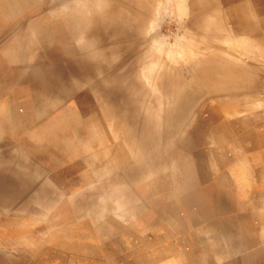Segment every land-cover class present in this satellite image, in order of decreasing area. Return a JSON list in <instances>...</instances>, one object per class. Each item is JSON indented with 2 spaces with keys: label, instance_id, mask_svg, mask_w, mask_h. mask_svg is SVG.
<instances>
[{
  "label": "rangeland",
  "instance_id": "374dc122",
  "mask_svg": "<svg viewBox=\"0 0 264 264\" xmlns=\"http://www.w3.org/2000/svg\"><path fill=\"white\" fill-rule=\"evenodd\" d=\"M24 1L23 6H16L17 11L19 9L21 10L20 12H15L16 9H14L11 15H8L6 9L8 7V9L11 8L8 6L6 9L2 8L4 11L0 13V52L1 54L3 53L5 62V58L8 60L6 66L8 70L2 78L9 77L12 74L14 76L18 75L20 68L23 71L29 69L27 71L35 74L36 70H31L34 62H36L33 56L31 65L27 62L25 66H22L23 56L17 54L9 56L8 53L17 47L25 31L33 27L31 25L38 28L41 26V30L52 31L50 33L56 34L52 39L53 43L51 44L53 45H48L51 41L44 42L49 47L47 50L51 52L48 57L49 61H45V63H51L53 68H49V70H53V74L59 70H62V73H70L72 71L75 73L77 70L82 74L83 78L80 82H73L75 89L71 97L66 101V105L69 108L68 111L76 110L79 102L82 101L85 106L90 108L91 115L87 111L90 119L94 117V114L101 107L98 95L107 93L113 97L116 93V97H119V94L124 90L121 80H125L128 85H133V89L136 81L146 87V84L136 77L140 68L139 62L141 61L140 63H142L143 60L148 59L147 57L153 56V51L159 47L158 42L155 41L158 40L160 34L164 35L167 46H171L174 42L173 36L176 31L179 32V25L166 17L169 16L170 10L165 8L155 11L154 7L148 16L149 21L154 20L150 30L132 28L129 32L126 30L127 34H121L117 37L115 34L116 19L104 21L98 19L92 22L91 29L89 27L88 42L86 40L84 42L80 39V36L76 35L77 27L73 23V18H71L73 15H77V5L69 4L74 7V11L70 15L69 12H63L64 9L61 3L65 0ZM236 1L243 3V0ZM253 1L256 6L255 10L262 14V22H260L259 18L261 16L251 17L250 21L254 24L256 19H258L257 21L260 23L256 24L259 26V31L257 32L260 37L264 38V0ZM12 5L15 6L17 4L14 2ZM129 5L131 4H124V6L120 5L118 7L123 13L135 10L134 4L131 5L132 10L128 8ZM144 25L146 27V23ZM152 31H155V33ZM150 42L152 47H150ZM66 45L71 47L68 49L70 52L66 51ZM103 48H106L108 55L102 52ZM36 49L32 48V52H35ZM116 53L119 58H116ZM35 54V59L39 60L41 58V56L38 57L40 52L37 51ZM83 58H93L95 60H90V64L80 65L85 60H82ZM39 62L45 65L43 61ZM101 67L103 71L100 70ZM258 73V75L264 77V69H258ZM108 74L112 75L113 78L115 77L114 79L108 77L110 83L104 81L105 75ZM132 78H135L134 84ZM93 83L97 84V88H99L95 90L96 93L90 87ZM132 93H134V90H132ZM27 96L25 95V98ZM133 96L137 100L138 95L135 94ZM6 97L7 93L3 94L1 99L5 100ZM137 105L134 108L138 114L139 108ZM122 106L125 105L122 104ZM210 106V101L205 103L197 102V106H194V108L200 109L201 123L199 128L204 132L203 137L200 136L199 140H190L188 137L183 138L184 141L188 140L187 142L192 145L199 162L202 163L198 167L201 171L200 169L199 171L198 169H192L189 172V168L187 169L186 166L187 161H184V166L189 174L188 172H181L180 174H182L181 178L183 181L184 179L188 180L189 185L181 181L182 179L179 177L180 181L178 180V183L182 195L180 194L176 198H171L167 190L158 188L159 184H157L156 189L154 188L156 185L155 181H157L156 179L160 174L158 173L159 162H162L160 161L161 159H158L160 158L159 156L167 153L165 155L171 158L170 156L177 154V151H179L178 146L176 148L173 146L174 149L172 148V142L169 138L171 136L174 142L177 141L176 130L172 132L170 130L177 128L185 120L181 122L174 121L164 125L160 123L159 119L151 116L145 118L142 114L137 115L138 126L142 129L141 125L144 122L148 130L147 132L142 129L144 137H146L150 146L151 161L147 160L150 164L147 165L146 160L141 164L142 162H138L136 156L133 155L135 158H132L131 163L124 167L113 166L110 171L102 162L97 161L98 158L94 156L95 153L102 149V142L99 137H93L92 131L89 130L90 124L88 119H86L87 115L84 117L77 113L74 118L76 129L70 123L64 121L67 124L64 128L55 127L50 132L42 130L43 126V128H46L45 126L51 122L54 123V121L58 120L57 124H60V113L63 111L59 109L50 111L51 113L48 112L37 119L31 118L32 124L27 125L23 131L17 132L18 134L16 133V135L9 134V138L5 132H2L4 130L0 131V137L4 136L0 142V175H2L0 176V264H168L169 260L176 255H181L182 258L186 256L187 259L190 257V264H203L199 256L206 251H208L209 257L204 261V264H264V233L262 232L264 227V206H262L264 205V118L254 126L246 125L243 121V116H239L242 118L240 120L239 117L230 118V116L224 114L215 115L211 112ZM192 112L188 116H191ZM204 117H206V120ZM212 119L215 120L213 121ZM227 122L228 124H226ZM242 122L245 124L246 127H244L247 131L244 133L243 142L238 144L239 138L233 139V137L229 141L227 140V143L218 142V137L221 134L229 132ZM217 127L220 129V134L215 135V137L210 136V130L217 129ZM30 133L33 136H30ZM36 134L41 136H36ZM70 140L73 141V147L71 146L73 152L68 149ZM19 146L33 148L37 154H34L33 158L36 160L37 169H40L41 172L35 170L33 166H31L33 169L24 167H29L30 164H33V158L21 155ZM61 147L64 148L62 149ZM74 149L77 151H74ZM170 149L173 151L177 150V153L175 151L170 152ZM225 155L229 157L224 158ZM244 157L245 160H243ZM205 158V162L209 160L208 163L206 162L207 164L203 162ZM218 160L219 164L216 163ZM220 160H222L221 163ZM242 163L245 164L247 170L248 168L250 169L246 170L247 173L246 171L244 173ZM191 173L194 174L191 176ZM242 173L245 174V186L243 193L238 198L236 193L232 196L231 192L228 191L234 190L233 177L241 178ZM193 176L196 180L191 183V180L194 179ZM122 177H127L129 183L122 185L119 181ZM49 178H54L59 183V187L50 185ZM135 178L136 180H134ZM190 178L191 184L189 183ZM11 182L14 183L13 187ZM172 185L173 183L170 184V188H173ZM4 186H7V189ZM1 187L3 188L1 189ZM3 189L5 191H2ZM63 190H67V192L64 193ZM255 191L257 192L255 193ZM8 192L10 193L9 196H7ZM14 193L16 194L14 195ZM109 193L114 195L110 196ZM184 193L187 195H184ZM12 195L13 197H11ZM244 195L246 196L244 197ZM8 197H10L9 201ZM115 199L120 204H116ZM145 200L152 207H149ZM121 201L123 205H121ZM31 204L35 205V207L32 206L31 208H35L33 210L37 211L34 212L30 208ZM117 205L119 207L121 205L122 208ZM167 206L168 208H166ZM169 210L176 212L178 219L171 216V211ZM194 212H198L197 215ZM30 215L32 217L36 215L39 221L34 220ZM192 215L198 216V219H194V222H191L194 218ZM20 216L22 219L29 221V223H14L13 221L20 218ZM201 217L208 219L203 221V219H199ZM43 218L46 219L45 222ZM233 218H237L238 223L242 218L248 221L250 231L253 232L251 235H255V237L253 236V238L251 235H235V230L231 227ZM192 223L197 224H193V226ZM208 223L217 227L219 233L215 232L217 235H210V237H208L209 235H203L204 238H202V227ZM229 224L230 226H228ZM194 231L196 234H194ZM197 233H200L199 240L202 243L201 241L199 242ZM247 237L256 241L249 243L251 239L248 240ZM197 240L200 244H198ZM251 243L255 244L251 245ZM182 251L183 253H181ZM218 253H223L224 259L215 257ZM173 260L174 264H180L175 257H173ZM182 261L183 264H188L185 259H182Z\"/></svg>",
  "mask_w": 264,
  "mask_h": 264
},
{
  "label": "bare ground",
  "instance_id": "6f19581e",
  "mask_svg": "<svg viewBox=\"0 0 264 264\" xmlns=\"http://www.w3.org/2000/svg\"><path fill=\"white\" fill-rule=\"evenodd\" d=\"M14 2L17 5L15 6L12 5ZM24 3H25L24 0H0V13L4 11V9L2 10V8L6 9V7L10 6L11 7L10 9H8L9 7L7 8L8 10L6 9V13H8V15H11V12L14 9H16V6L21 7L23 6ZM70 3L77 5V11H78L77 15H73L71 18H73L72 19L73 23L77 27L76 35L80 36V39H82L84 42L85 40L88 42L89 35H90L89 27L91 29L92 22L98 19L100 20L102 19V21L116 19L115 34L117 35V37L120 36L121 34H127L126 32L127 31L129 32V30L132 28H138V29H143V30L146 29L148 31L150 30V27L153 26L154 24V20L149 21V17H148L150 14L149 12L154 7H155V11L168 8L167 10H170V14H168L169 16H166V17H168L170 21H174L177 25H179V29H178L179 32L176 31L175 35L173 36L174 42L171 46H167V42H166L164 35L160 34L158 40L155 41V42H158L159 47L155 48V51H153L154 52L153 56L147 57L148 59L143 60L142 63H140L141 61L139 62L140 68L138 67L139 69H138L136 77L142 83H145L146 87H144V85L142 84H138V81H136L134 84L135 78H132L134 89H133V85H128V83L125 80H121V82H123L124 90H122L121 94H119V97L118 98L116 97V93L114 94L113 97L112 95H109L107 93L101 94L100 96L98 95V99L100 100L101 107L98 111L96 110L97 113H95L94 117L90 119V117L87 115V111L90 114V111H89L90 108L85 106L82 103V101L79 102L76 110L68 111L69 108L66 105V101L71 97L75 89L74 83H78L82 80L83 78L82 74L77 70L75 71V73H73V71L70 73L68 72L62 73V70H59L58 72H55L53 74L54 71L49 70V68H53L51 63L49 62L45 63V61H49L48 57H49V54H51V52L47 50V48L49 47L45 45L47 43L44 44V42L51 41L50 44L48 43V45H53L51 44L53 43L52 39L53 37H55L56 34L50 33L52 31H49V30H41L42 28L40 29L41 27L40 25H38L40 26L39 28L35 27L34 25H31L33 27L29 28L28 30H26L27 29L26 28L25 29L26 31L24 30L26 34L24 33L21 42L17 45L15 49L10 51L8 55L13 56L17 54V55L23 56L22 66H25L27 62H29V65H31L33 63L32 62L33 61L32 56H33L34 61L36 60V62H34V66H32L31 70H36L35 74H33L31 71H27L29 69H26L23 71L20 68L18 75L14 76L12 74L9 77L2 78V76L7 73L6 71L8 70V68L6 66L8 64V60L7 58H5L6 59V62H5L3 58V53L1 54L0 52V131L4 130L2 132H5L8 138H9V134L16 135L17 132L20 133L21 130L23 131V129L27 125L32 124L31 118L33 117L34 119L40 118L44 114H47L50 111H57L61 109L60 111H63L65 113L63 112L60 113V119H59L60 124H57V121H58L57 120V121H54V123L51 122L49 125H46L45 126L46 128H43L44 127L43 126L42 130L44 129L43 130L44 132H47V131L50 132L55 127L64 128L67 126L65 122L70 123V125L75 128L74 118L77 116V113L84 117L87 115L86 119H88V122L90 124L89 130L92 131L93 137L94 136L99 137L102 142V149L98 153H95L94 156L98 158L97 161L102 162V164L105 167L109 168V171H110L111 170L110 168L113 166L124 167L128 165L129 163L132 162V158L133 159L135 158L134 156H136V159H138V162L139 161L142 162L141 164H143L145 160L146 161L150 160V157H151L150 146H149L148 141L146 140V137H144V132H143V130H146L147 132L148 130L144 122L141 125L143 130L138 126V123L136 121L137 115L142 114L144 115L143 117L145 118H149V116H151L152 118L159 119L160 123H163L164 125H167L174 121L181 122L185 120L178 126L179 128L177 127V128H173L170 130V132L175 131V130L177 131V132L175 131L176 136H177L176 142H174L171 136L169 138L172 142V148L174 149V147L176 148L178 146L179 151L176 150L178 152L177 153L174 150L175 153H177L175 155L173 153H169L171 155L173 154V156H170L171 158L165 155L167 153L163 154V156H159L160 158L158 159H161L160 161L162 162H159L160 165H159L158 173L160 174L158 175V178L156 179L157 181H155L156 185L154 188L156 189L157 184H159L160 187L158 186V188L167 190L171 198H176V197H179L181 194L180 188H179L180 186L178 183L180 181L179 179L182 176V174L180 173L188 172L187 171L188 168H189L188 169L189 172L192 169L197 170L201 163L199 162V158L195 154L194 149L192 148V145L187 142L188 140H185L187 142L186 143L183 138V137H188L190 140H194V139H198L200 136L203 137L204 132L199 128L200 123H201V116H200L201 114L199 112L200 109L194 108V106L195 107L197 106V102L205 103L207 101H210L211 106L209 108L212 110L211 112H213L215 115L224 114V115L230 116V118L243 116L242 118H243L244 123H246V125L248 124V125L254 126L258 122H260L262 118H264V77L261 75H258L259 74L258 69H261V68L264 69V38L260 37L259 33L257 32L259 31L258 30L259 26L256 25L257 23L262 22L261 21L262 14L255 10L256 6L254 5L253 0H243V3L237 2L236 0H65L64 2L61 3L64 9L63 12L64 13L69 12L71 15L74 11V7L69 5ZM124 4H131V5L134 4L135 10L126 11L125 13L121 12L118 6L120 5L124 6ZM131 5H129L128 8L132 10ZM20 11L21 10L18 9L17 11L16 9L15 12H20ZM257 16H261L259 17L260 22L257 21L258 19H256V22L253 24L252 21H250V18L251 17L256 18ZM263 22H264V19H263ZM145 23H146V27L144 25ZM152 32L155 33V31H152ZM66 47L65 48L67 50L66 49L65 50L70 52L68 50L70 46L66 45ZM150 47H152V44ZM32 48L33 49L37 48V49L35 50V52H32ZM72 49L70 50L73 51ZM37 51L40 52L38 57L41 56L39 60L35 59L36 58L35 53ZM102 52L108 55L106 53V48H103ZM116 56H117V53H116ZM85 58H83L82 60H84ZM116 58H119V57L117 56ZM90 60L94 61L95 59L93 58L85 59L83 63H81L80 65H85V63L90 64ZM39 61L41 62L43 61L45 65L40 64ZM46 65H49L50 67ZM102 69L103 68L101 67L100 70L103 71ZM108 77L111 79L115 78V77L113 78V76L110 74L105 75V78L104 77L103 78H104V81H106L107 83H110V79ZM55 83L57 84V86ZM90 87L94 89V93H96L95 90L99 89L97 88V84L95 83L91 84ZM93 89H92V92H93ZM132 90H134V93H132ZM6 93H7V97L5 98V100H2L1 97L3 96V94H6ZM87 93H88V90H87ZM135 94L138 95L137 100L133 96ZM25 95H28L27 98H25ZM122 104H124L125 106H122ZM136 104H138L137 106L139 108L138 114L136 113V110L134 108ZM191 112H192L191 116H188V114ZM242 118H240V120H242ZM204 119L206 120V117H204ZM244 123L242 122L240 123L239 126L233 128L229 132L221 134L220 137H218V142L227 143V140L229 141V139H231L232 137L233 139L239 138L238 144H240V142H243L244 133L247 132L245 129L246 126ZM226 124H228V122ZM219 130H220L219 127H217V129L215 128L211 129L209 132L210 136L215 137V135L220 134ZM30 136H33V135L30 133ZM36 136H41V135L36 134ZM3 138L4 136L0 137V142ZM181 138L183 139V141ZM79 139L81 138L79 137ZM41 141H42V138H41ZM208 142L206 141V143ZM59 144H61V142H59ZM189 144L191 145V147ZM71 146L73 147L72 140L68 142V149H71ZM201 149L203 150V148ZM19 151H20V154L23 155L24 157L30 156L31 158H33L34 154L37 155L34 152L33 148H29L26 146H19ZM74 151H77V150L74 149ZM171 151L173 150L170 149V152ZM227 156L225 155L224 158ZM185 160L187 161V164H186L187 169L184 166ZM205 160L206 158L203 160V162H205ZM243 160H245V157ZM59 161H62V160H59ZM148 161L146 162L147 165L150 164ZM221 161L222 160H220V163ZM206 162L205 164H207L209 160L207 163ZM216 163L219 164V160ZM31 166L35 167V170L41 172L40 169H37L35 158H33V164H30L29 167L28 166H24V167L33 169ZM248 167H249V163H248ZM242 168L245 173L247 169L244 163H242ZM215 169L217 168L215 167ZM35 170H33V172H35ZM248 170L250 169L248 168ZM244 173L241 174V178L233 177L234 190L228 191V192H231L232 196H234L236 193L237 197L239 198L240 195L243 193L244 186H245V180H244L245 174ZM192 174L194 173H191V176ZM208 177H209V174H208ZM226 177L228 176L226 175ZM134 180H136V178ZM190 180L191 178L189 179V183H190ZM193 180H196V178L194 177V179L191 180L192 181L191 183H194ZM119 181L122 185L129 183V180L127 177H122L119 179ZM181 181H183V179ZM187 181L184 179L183 182H186L187 185H189ZM49 183L53 187H59V183L54 178H51ZM171 183H173L172 185L173 188H170ZM13 184L14 183L11 182V186ZM193 185H196V184H193ZM2 188L3 187H1V189ZM5 188L7 189V186ZM2 191H5V190L3 189ZM151 191H152V188H151ZM63 192L66 193L67 190H63ZM226 192H227V189H226ZM256 192L257 191H255V193ZM186 193H184V195ZM15 194L16 193H14V195ZM9 195L10 193L7 196ZM113 195L112 193L110 194V196H113ZM245 196L246 195H244V197ZM11 197H13V195ZM9 198L10 197H8V201L10 200ZM4 199L6 198L4 197ZM108 199L110 198L108 197ZM115 203L120 204L118 203V200H116ZM145 203L149 207H152L151 204L147 202L146 200H145ZM167 204L169 203L167 202ZM121 205H123L122 201H121ZM121 205L120 207L119 205L117 206L119 208H122ZM32 206L35 207L34 204L33 205L31 204L30 208ZM168 206L166 208H168ZM31 209L33 210L35 208H31ZM1 211H4V210H1ZM33 211L35 212L37 210H33ZM113 211L115 212V210ZM254 213L252 214L254 215ZM170 215L178 219L176 212L171 211ZM35 216L36 215L32 217L30 215L31 218L39 221V218L37 216L36 218ZM193 217H194L192 219L193 221L191 222H194L195 221L194 219H198V216L196 217L193 216ZM20 218L15 219L13 222L19 223V224H21L22 222L29 223V221L24 220L22 218L20 219ZM199 219L200 220L203 219L204 221L205 218L201 217ZM43 220L45 222L46 219L43 218ZM174 221L176 220L174 219ZM247 222L248 221L242 218L240 219L238 223V219L233 218L231 221V227H233V229L235 230L234 234L250 236L251 233L253 232L250 231V226H249V223ZM179 224H180V221H179ZM193 224H197V223H192V225ZM228 226H230V224ZM201 231H202L201 233L202 236L209 235L208 237H210V235H213V236L217 235V233L215 232H218V228L214 227L213 224L208 223L202 227ZM262 232L264 233V227L262 229ZM194 234H196V232ZM197 234L199 235L200 233H197ZM200 236L201 235H199L198 240L200 239ZM253 236L255 237V235ZM202 238H204V236ZM249 239L251 238H248V240ZM256 239H257V236H256ZM251 240L249 241V243L256 241L255 239L252 241ZM200 241L201 240H199V242ZM199 242L198 244H200ZM252 244L254 245L255 243H251V245ZM181 253H183V251ZM208 255H209L208 251H206L203 255L199 256L200 260L203 261V264L205 263L204 261L208 259L209 257ZM173 257H175V259H177L180 264H183L182 259H185V262L188 261V264H190V261H189L190 257L189 259H187L186 256H183L182 258L181 255L180 256L176 255ZM173 257L169 260L168 264H174ZM215 257L219 259L221 258L224 259V254L218 253L217 255H215Z\"/></svg>",
  "mask_w": 264,
  "mask_h": 264
}]
</instances>
